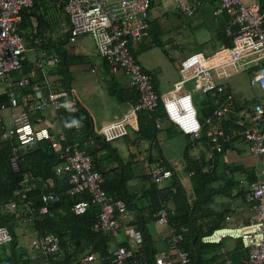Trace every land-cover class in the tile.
Returning a JSON list of instances; mask_svg holds the SVG:
<instances>
[{"label":"built area","instance_id":"built-area-1","mask_svg":"<svg viewBox=\"0 0 264 264\" xmlns=\"http://www.w3.org/2000/svg\"><path fill=\"white\" fill-rule=\"evenodd\" d=\"M216 1L217 6L212 12L214 15L223 13L227 16L224 31L230 38V43L220 42L207 53L196 51L187 54L178 63V78L166 94L159 95L153 87L151 76L143 70L129 50L130 41H139L147 34L150 25L149 10L153 0H65L63 11L69 21V42L75 41L79 35L89 33L97 53L106 61L110 70L121 69L128 76L129 85L139 94L138 100L131 102L121 116L95 128L105 140L112 141L137 130L139 112L153 111L158 105L159 97L168 119L183 134L198 138L202 124L192 95L186 88V83L192 82L195 90L209 93L214 105L212 113L205 118L210 153L221 150L222 140L229 142L242 139L251 155L256 158L264 155V0H254L247 5L241 0ZM34 2L35 0H0V96L5 97V100H0V143L14 138L9 161L12 169L18 170L17 149L40 140H48L61 160L55 167L56 174L67 175V193L87 191L91 201L98 206L92 228L95 231H107L113 237L123 229L137 248L142 236L129 223L132 217L129 209L122 199H113L103 189L104 178L94 167L85 149L78 143L66 141L57 121L49 122L40 118L38 121L31 120L30 115L37 112L46 109L54 111L75 102L74 98H66L67 91L59 87V81L50 80L51 75L45 68L47 65L43 66L41 61L26 74L14 75L22 71L25 53L30 49L19 32L21 9L32 7ZM167 2L175 3L176 8L185 16H192L198 7L206 4L202 0ZM40 56H46V52L40 49ZM48 59L56 61L57 55L52 54ZM37 71L41 75L39 79H36ZM239 72H248V83L258 89V94L234 111L235 91L231 93L227 89L232 74ZM29 87H32L30 91ZM156 126H160L158 119ZM172 166L183 183L186 179L184 162L174 161ZM211 166L212 162L203 165L202 171H207ZM149 172L151 180L159 185H164L173 174L172 169L163 166L161 159L150 166ZM254 172L256 178L244 193V201L252 211L249 219L236 226L214 229L201 237L207 242H217L226 236L239 238L247 249L242 264H264V163H256ZM26 184L27 181L21 183L20 203L12 200L7 204L16 216L25 221L35 216L33 201L26 198ZM171 190L174 192L175 188L171 187ZM40 197L41 204L36 207L37 214H51L49 204L59 200L54 176L46 177ZM88 205V201L82 200L74 203L71 209L75 214H80L86 211ZM171 213L173 208L169 203L161 204L153 212L154 222L168 227L167 237L175 248L173 257L166 251L158 252L154 257V264H190L188 251L179 246L187 227L170 223ZM12 239L8 227L0 225V264H10L5 260V255L9 253ZM134 247L115 242L114 247L109 249V264H130ZM29 249L31 258L36 255H59V238L53 232L35 234ZM95 259L94 252H83L74 263L93 264ZM34 264L57 263L38 260Z\"/></svg>","mask_w":264,"mask_h":264},{"label":"trees","instance_id":"trees-1","mask_svg":"<svg viewBox=\"0 0 264 264\" xmlns=\"http://www.w3.org/2000/svg\"><path fill=\"white\" fill-rule=\"evenodd\" d=\"M202 1L208 4L210 2L214 7L217 6L216 0ZM64 2L65 0H35L32 7L22 8L21 20L18 25L19 32L21 33L22 31H20V29H25L26 32L23 31V33H21L25 42L27 40L26 34L30 35L29 45L32 44L36 46V48L46 52V56L39 57L43 66H45V61L48 57L52 54L57 55V60L52 61V64L45 66V68L50 75L53 74L56 76V80L59 81V87L67 91L66 98H74L75 102L71 105L62 106L54 110L53 114L55 120L59 128L64 132L66 141L78 143L88 153L94 167L104 178L102 183L103 189L113 199H122L126 207L131 211L132 217L129 223L141 233L142 237L140 246L133 248L134 255L130 258L129 263L154 264V257L160 251L152 239L153 232L150 224L154 221L153 212L161 204H166L169 199H171L174 204L173 213L169 215L170 223L187 227V231L183 234V239L179 243V246L188 251L190 264H204L209 262L213 258L209 257V259L206 258L208 261H204L205 257L208 256L202 255L201 248L204 246L219 247L220 244H223L224 239L222 238L216 243H202L200 240L202 237L201 235L209 234L214 228L224 224L225 221L223 220L226 211L217 213L216 211L209 210L208 207L206 209L203 208L202 215H199V206L205 202L204 200H212L217 193L230 195V193L234 192V197H238L244 201L245 191L256 178L254 168L247 167L241 163H229L226 158L224 159V157H222V155L233 148L241 149L242 147L239 148V146L242 144L245 145L244 141L242 139L231 140L229 142L222 140L221 150H214L213 154L211 153L213 155L212 158L208 160L188 155V148L194 144V142H204L208 149L207 144L209 137L206 134L205 118L212 113L214 105L209 93H204L206 98H203L201 101H195L192 95L193 91L186 87L192 95L197 116L202 124V129L198 138H192L190 135L185 134L188 136V144L184 150L183 162L184 171L189 173L193 181L194 197L192 201H188L186 187L180 181L172 164L163 156L159 146V127L156 126L157 119L160 121L168 120L175 125L168 119L160 97L158 105L153 111L139 112L138 129L134 131V139L136 138L138 141H147L149 145L147 150L149 151L153 147L156 153L150 151L146 159L147 167H145V169L142 167L141 171H136L132 167V161H124L117 152L116 147L113 145L116 139L112 141L105 140L96 131L91 113L85 106L77 101L75 97H72V94H69L71 76L68 66L73 60H80L81 58L75 57L69 53L67 44L69 42L70 33L69 26L67 30L64 28L67 26L65 22L68 21L67 15L63 11ZM152 3H154V0ZM203 6L204 5L201 7ZM31 16L35 18L36 23L33 28L31 26ZM212 20L216 23L213 31L207 34V36H209L208 39L201 43V45L206 44L208 41L211 45V50L220 42L225 44L230 43V38L225 35L224 31V27L227 23V16L223 13L214 15L212 12ZM149 22L150 25L147 29V34L139 41L129 42V50L135 58V52L131 49L133 43L150 38L153 40V44L161 45V42H158V36L164 35L165 31L154 20L150 19ZM184 47V42H178V48L180 50ZM27 62V60L23 61L22 74H26L30 70L29 68L32 67L31 65L27 66ZM145 72L151 76L153 83L152 75L147 71ZM37 74L36 79H39L41 77L40 72L37 71ZM34 81L32 83H34ZM153 87L155 89L154 83ZM31 88L32 87H29L28 91H30ZM193 90L195 89L193 88ZM227 90L231 93L233 91L229 84ZM126 93H128L127 98H132L133 102L138 100L139 94L134 87L130 86ZM113 95L117 99V94L115 93ZM233 97L234 111L239 109L245 101H249L248 99L244 100L241 98L236 92L233 93ZM2 99L5 100V97L0 96V100ZM30 117L33 121H38L39 119L35 118L33 115H30ZM180 132L182 131L180 130ZM123 137H126V135L119 138ZM14 143V138L11 140H3L0 143V225L7 226L13 237L9 245V253L5 255V260L10 264H34L38 260H51L52 262L55 261L57 264H75L76 258L81 253L94 252L96 254V259L93 261V264H109L108 259L111 254L109 249L113 245L114 237L107 231H95L92 228L96 220L98 206L91 201V196L87 191L76 194L67 193V175L56 174L55 167L61 160L50 142L45 139L37 141L27 147L18 148V170H13L9 161L12 154V145ZM160 159L165 168L173 170L172 176L164 185L153 182L149 172V167ZM210 162L214 163L213 166L207 171H202V166ZM218 164H220V168L223 167L224 170L228 169L227 172L221 174ZM236 174L244 176V183L241 179L236 178ZM48 176H54L55 178V191L59 195V200L49 204V212H51V214L38 215L36 207L41 204L40 194L44 189V180ZM135 179L141 182L142 187L139 188V190H130L129 183ZM26 181V188L28 190L26 198L33 201L35 216L25 221L16 216L13 209H10L7 204L12 200L19 202V191L22 188L21 183ZM171 187L175 188L174 192L171 190ZM82 200L88 201L89 205L85 212L75 214L71 209L72 205ZM195 209L197 211H195ZM194 213L196 215H194ZM201 216L204 217V220L200 222L195 220L197 217ZM21 225L28 226L30 231L38 235L44 232H53L56 234L59 238V255H50L49 257L36 255L35 258H32L34 259L33 262V260H31V254L27 253L28 249L18 241L16 229ZM234 239V247L228 252L231 254L232 261H237V264H242V259L245 257L247 249L243 247L239 238ZM167 241L172 247L168 237ZM130 242L131 239L127 235L122 242L119 241L120 244L128 247L131 246ZM214 255H216V257L220 256V254Z\"/></svg>","mask_w":264,"mask_h":264},{"label":"crops","instance_id":"crops-1","mask_svg":"<svg viewBox=\"0 0 264 264\" xmlns=\"http://www.w3.org/2000/svg\"><path fill=\"white\" fill-rule=\"evenodd\" d=\"M157 0H154L156 2ZM162 5H171L172 3L167 2V0H159ZM153 5V4H152ZM208 3H206L203 7L207 6ZM166 12V10L163 11ZM178 14H182L178 9H177ZM150 15V13H149ZM184 15V14H182ZM31 19V26L32 28L36 25L35 23V18L30 17ZM150 19L156 20V16L150 15ZM64 27L66 30L68 29L69 22L66 21ZM160 27L162 28L161 24H159ZM22 30V31H21ZM21 33L26 32L25 29H20ZM27 40L26 43L29 45L30 43V35H27ZM209 36L206 34V39H208ZM153 40L150 38L144 39L140 42L133 43L131 45L132 51L135 52L136 59L139 61L141 64L142 68L144 71L149 72L152 75L153 78V83L156 89V92L161 94H166L167 91L172 86V83L177 79L176 75L178 74H173L171 77H169V73H167L168 70H170L168 63L166 64L165 61L167 59H164L162 57V53L160 51H157L155 48L158 47L159 45L153 44ZM158 42H161V45L159 46L161 48V51L163 53L168 52L170 49L173 50L175 55H178V42L182 43V41L176 40L175 38H169L166 37V35L162 34L161 36H158ZM27 45V46H28ZM177 45V46H176ZM34 45H29L28 47L30 48L28 50L29 55H26L27 66L35 65L39 60L40 56V49L33 47ZM67 46L69 47V53L75 57H80V60H73L72 62L69 63L68 70L71 76L70 80V86H69V91L70 95L72 94V97H75L77 101H79L83 106L87 108V110L91 113L92 118L94 120L95 128H98L101 126L103 123L112 120L116 117L121 116L130 106L131 102H133L132 98H127L128 93L126 91L130 88L129 85V79L128 76L121 70L118 69L116 71H111L107 63L105 62L104 59L100 58L97 56V59H102V62H92L89 59V56H85L84 54H89L83 45V43L79 39H75L73 42H68ZM92 55L93 54H89ZM171 58H175L174 56H170ZM38 58V59H37ZM46 65L52 64L51 60L47 59L45 61ZM168 65V67H167ZM174 66H177V61H175ZM171 67V68H174ZM30 69V68H29ZM165 70V71H164ZM176 73V72H175ZM232 79V78H230ZM230 81V80H229ZM107 89V94L111 95L113 97V105L117 104L118 111L115 109V113L113 115L112 119H103L102 122L98 125L97 121L95 122V116L94 114L90 111V109L86 106V104L83 102L85 101V96H89L90 92L95 91V87L100 86ZM229 84V82H228ZM251 86V85H250ZM100 88V87H99ZM231 88L236 92V94H239L241 98L245 99H253L256 97L258 94V89L254 86H251L250 88H243V87H237L232 84ZM243 88V89H242ZM83 94H79V92L83 91ZM88 89L87 93L86 90ZM79 91V92H78ZM117 94V99L114 97L113 94ZM78 95V96H76ZM119 97V98H118ZM159 146L161 149V152L165 159L169 163H173L174 161H183V156H184V150L188 144V136L180 132V130L170 123L168 120H161L160 121V126H159ZM122 142L120 141H115L113 145L116 147L117 152L119 155L122 157V153L120 149L122 146L126 147V154L129 155L132 164L136 163V171H140V168L147 167L146 159L147 156L150 154V151L152 153H156V150L152 147L149 151L147 148L149 147L147 141H138L136 138L134 139V132L131 131L130 135L121 138ZM139 144H142L143 147L140 149L138 146ZM243 146V145H242ZM136 147V148H135ZM243 148L246 150V148L243 146ZM137 149V152L139 153V159L134 158L135 155L132 154V150ZM235 150H239L236 148L231 149L228 151L226 154L222 155L224 159L229 163L232 164H243L247 167H255V164H259V159L251 155L247 150L246 152L241 155ZM144 152L143 157L141 158V153ZM188 155L192 157H200L204 158L205 160H208L209 158H212V154L210 151L206 148L204 142H197L192 144L188 148ZM123 159V157H122ZM124 160V159H123ZM125 161V160H124ZM129 161V160H126ZM211 163V162H210ZM213 163V162H212ZM209 164V163H208ZM214 164V163H213ZM218 168L222 173H226L228 169H223L220 168V164H218ZM150 168V167H149ZM186 179H184V186L186 189L189 191V194L187 195L188 201L191 202L193 199V181L189 174L185 172ZM237 175V174H236ZM244 176L241 174L237 175L236 178L241 179L244 183ZM141 182L138 181L137 179L131 181L129 183V188L130 190H139L141 188ZM234 192L230 193V195H225L222 193H217L213 197L212 200H204L202 204L199 206L198 214L202 215V210L203 208H208L209 210L216 211L217 213L220 211H226L225 218L223 221H225L224 224L221 226H218L217 228L223 227V226H235L238 224L245 223L249 217L252 214V211L250 209V206L245 203L243 200H241L238 197H234ZM169 205L173 208L174 204L171 199L167 201ZM197 208V207H196ZM211 208V209H210ZM130 211V210H129ZM195 211H197L195 209ZM131 213V211H130ZM194 215H196L194 213ZM195 220H198V222L204 220V217H197ZM206 220V219H205ZM197 222V221H196ZM151 229H152V239L157 245V248L159 251H166L169 253L171 257L174 256L175 253V248L171 247L168 244L167 241V233H168V227L166 225H158L154 221L150 224ZM214 228V229H217ZM213 229V230H214ZM120 233H122L121 236ZM207 235V234H205ZM201 236H204L203 234ZM126 238V235L123 232H119V234L114 237V242L111 248L114 247L115 242H122ZM223 244H220L219 247H202V255L203 256H208L205 257L204 261H208L209 257H212L209 262H206L204 264H237V261H232V257L230 252L232 248L234 247L235 239L232 237H226L223 238ZM202 243H211L207 241H203L200 239ZM216 243V242H215ZM130 245L134 247L133 242L131 240ZM214 254H220L219 257H216ZM207 258V259H206Z\"/></svg>","mask_w":264,"mask_h":264},{"label":"rangeland","instance_id":"rangeland-1","mask_svg":"<svg viewBox=\"0 0 264 264\" xmlns=\"http://www.w3.org/2000/svg\"><path fill=\"white\" fill-rule=\"evenodd\" d=\"M244 4H249L253 2L254 0H241ZM214 9V5L209 2V4L205 7H199L196 9L195 13L192 16H183L182 14L177 13V8L175 6V3L171 5H162V3L157 0L156 2L151 5L149 13L152 16H156V20L158 24H161L162 29L165 31L166 37L169 38H175L176 40L184 42L185 47L182 50H178V55H175L173 50H169L168 52L163 53L161 51V48L158 46L155 49L157 51H160L162 53V57L164 59H167L165 63L170 70L167 71L169 73V77H171L172 73L173 74H178V63L181 58H183L186 54L193 52V51H203L204 53L210 52L211 50V45L206 42V44L201 43L206 39V34H210L213 31V28L216 23L213 22L212 20V11ZM166 10V12L163 11ZM83 45L85 46L87 52L89 54H84L85 56H89V59L92 62H102V57L97 53L96 47L94 45V40L92 36L89 33L79 35L77 37ZM216 47V46H215ZM27 56L29 55L28 50L25 53ZM99 56L102 59H97V56ZM170 56H174L175 58H171ZM175 61H177V66L175 67ZM174 68H171L173 67ZM165 71V70H164ZM22 71L15 73V76L20 75ZM176 72V73H175ZM178 78V75H176ZM232 79L229 81V85L232 86L235 85L237 87H243V88H250L251 86L248 83V74L246 72H239L238 74H232ZM56 76L51 75L50 80H55ZM100 87V88H99ZM186 87L191 89L192 95L194 97V100L201 101L203 98H206L205 94L203 92H200L198 90H193V83L192 82H187ZM242 88V89H243ZM108 89V88H107ZM107 89L97 86L95 87L94 92H90L89 96H85V101H83L86 106L90 109V111L94 114L95 116V122L97 121V124L99 125L102 120L104 119H112L113 115L115 113V109L118 111V106L115 102L113 105V97L109 94H107ZM88 89L86 90L85 93H87ZM79 92V91H78ZM83 91L79 92V94H83ZM78 96V95H76ZM35 118H40L49 122H55V117L53 114L52 109H46L42 112H37L33 115ZM57 126V125H56ZM122 142L121 138L116 139V141ZM243 145V144H242ZM240 145L239 150H235L239 154H243L244 151L246 150L243 148L245 145ZM140 149L143 147L142 144H139L138 146ZM136 148V147H135ZM122 153L123 159L131 161L130 157L128 154H126V147L122 146L120 149ZM132 154L135 155L134 158L139 159V153L137 152V149L132 150ZM144 152L141 153V158L143 157ZM259 164L262 165L264 163V155L261 154L258 156ZM132 167L136 169V163L132 164ZM142 168H140L141 171ZM139 181V180H138ZM17 234H18V241L20 244H22L24 247L29 249V246L31 244V241L33 237L35 236V233L29 230V227L27 226H19L17 229ZM123 232V229L120 230ZM122 233H120L119 236H121ZM28 254H31L30 249L27 252ZM31 260L34 259L31 258Z\"/></svg>","mask_w":264,"mask_h":264},{"label":"clouds","instance_id":"clouds-1","mask_svg":"<svg viewBox=\"0 0 264 264\" xmlns=\"http://www.w3.org/2000/svg\"><path fill=\"white\" fill-rule=\"evenodd\" d=\"M245 202V201H244ZM236 226V225H235ZM226 237H228V236H226ZM230 237V236H229ZM223 238H225V237H223ZM232 238H235V237H232ZM218 242V241H217Z\"/></svg>","mask_w":264,"mask_h":264}]
</instances>
